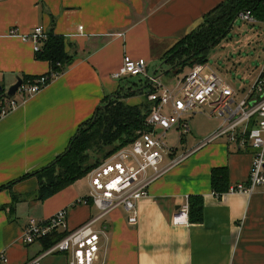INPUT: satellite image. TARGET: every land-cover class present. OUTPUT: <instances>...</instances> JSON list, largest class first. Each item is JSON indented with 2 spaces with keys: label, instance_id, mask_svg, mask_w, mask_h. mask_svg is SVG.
<instances>
[{
  "label": "crops",
  "instance_id": "obj_1",
  "mask_svg": "<svg viewBox=\"0 0 264 264\" xmlns=\"http://www.w3.org/2000/svg\"><path fill=\"white\" fill-rule=\"evenodd\" d=\"M223 1L0 0V83L11 85L18 77L50 71L48 61L35 57L43 44L31 38L38 26L64 35L74 55L61 75L0 119V187L6 185L0 189V252H6L8 264H25L45 248L41 240L23 242L30 218L44 219L67 209L68 229L74 230L100 213L92 202H81L90 195L88 175V186L82 184L83 177L41 199L34 173L61 155L80 125L113 95L132 88L136 93L126 97L129 104L148 101V79L143 85L142 77L140 83L114 78L124 56L143 58L147 66L162 62ZM13 28L18 34L11 33ZM193 66H186V72ZM164 67L166 74H179L177 66ZM250 88H234L237 99ZM212 117L218 122L202 131L198 142L182 152L174 147L166 156L164 164L189 153L150 185L149 194L138 201L136 222L130 221L132 212L119 207L95 223L102 232L96 264H264V190L217 196L212 185L213 169L223 167L230 186L247 183L254 150L227 137L202 144L220 126V118ZM190 197L200 198L202 219L175 224L174 214ZM42 264H68V256L50 254Z\"/></svg>",
  "mask_w": 264,
  "mask_h": 264
},
{
  "label": "built area",
  "instance_id": "obj_2",
  "mask_svg": "<svg viewBox=\"0 0 264 264\" xmlns=\"http://www.w3.org/2000/svg\"><path fill=\"white\" fill-rule=\"evenodd\" d=\"M238 18L257 22L249 9L241 11ZM11 33L16 35L18 30L13 28ZM47 37L42 26L36 27L31 34V38L37 42H43ZM207 69L208 63L195 64L171 88L148 73L145 59L124 56L121 68L113 74L114 78L143 75L152 86L147 94L150 111L145 127L139 130L132 143L111 154L88 174L91 191L89 197L81 202L96 205L100 210L97 216L74 230L68 229L67 209L59 210L48 218L29 219L22 235L25 244L39 241L54 231L67 233L25 264H42L44 257L54 253L67 254L68 264H96L99 261L102 232L95 228V223L119 207L132 212L131 222L137 221L138 201L149 194L150 185L189 155L185 153L164 164L166 156L176 151L168 144V133L174 127L182 134L190 132L185 116L196 113L205 104L210 107L208 113L219 117L221 123L202 144L227 137L230 142L247 145L254 150L248 182L231 185L227 192L252 194L258 188L264 190V65L253 86L241 99H237L235 89L225 83L219 74ZM20 78L21 84L12 97L9 96L12 84L0 83V119L40 92L51 82L52 75L43 74L34 80ZM17 81L18 78L15 83ZM189 211L190 203L187 200L174 214L173 222L188 224ZM8 263L6 252H0V264Z\"/></svg>",
  "mask_w": 264,
  "mask_h": 264
},
{
  "label": "trees",
  "instance_id": "obj_3",
  "mask_svg": "<svg viewBox=\"0 0 264 264\" xmlns=\"http://www.w3.org/2000/svg\"><path fill=\"white\" fill-rule=\"evenodd\" d=\"M251 10L258 21L264 22V0H225L209 12L204 22L191 31L164 56L166 63L180 68L182 72L186 66L196 63H208V55L211 47L233 28L238 14L243 10ZM47 39L43 41L41 48L36 50L35 57L38 60L48 61L50 71L46 74L55 79L61 75L66 67L74 60V55L69 54L64 35L47 32ZM38 76H23L25 80H34ZM151 91V90H150ZM136 91L129 88L123 95L118 92L107 99L100 106L94 116L80 125L76 135L70 141L68 148L49 165L34 173L40 179L39 197L44 199L74 183L76 180L87 176L94 168L90 160L89 151L93 148L103 151L105 145H114L115 149L107 152L109 157L122 147L132 143L139 130L145 127V121L150 111L149 102L129 104L125 99ZM105 157L104 159H106ZM101 163V162H100ZM99 163V164H100ZM46 172L44 175L43 173ZM31 176L28 174L25 177ZM45 177V178H44ZM46 179V180H45ZM212 185L216 194L221 196L229 190L226 168H214L212 171ZM6 185L0 187L5 188ZM189 220L200 221L202 219V203L200 198L190 197ZM67 231H54L41 241L44 249L49 248Z\"/></svg>",
  "mask_w": 264,
  "mask_h": 264
},
{
  "label": "rangeland",
  "instance_id": "obj_4",
  "mask_svg": "<svg viewBox=\"0 0 264 264\" xmlns=\"http://www.w3.org/2000/svg\"><path fill=\"white\" fill-rule=\"evenodd\" d=\"M163 62V60H162ZM162 62H155L149 64L148 73L155 74L160 77L159 79L174 88L179 78L187 73V68L179 74L173 72L164 73L165 67H161ZM196 64H202L201 62ZM264 64V24L261 23H248L236 18L233 28L228 32L227 36L223 37L220 41L216 42L210 49L208 55V69L207 71L214 70L217 72L225 83H228L236 90L249 89L253 84ZM195 65V64H194ZM140 77L143 78L142 84L145 85L147 78L143 75L140 76H126L118 79L123 82L128 79L140 83ZM127 81V82H128ZM240 90V91H241ZM140 99L144 100L145 97ZM241 99V96L238 98ZM145 102V101H144ZM148 101H146L147 103ZM209 105L205 104L206 112L196 110L197 113L188 116V121L191 131L188 133H181L176 127L170 130L167 141L169 145L176 147L179 152H182L185 147L192 143L199 141V135L202 131L213 126V123L218 122V119L213 118L207 110ZM138 135V133H137ZM117 146L105 145L102 147L103 151L98 149H91L90 160L94 166H98L107 152ZM115 149H113L114 151ZM44 175L46 172L43 173ZM45 178V177H44ZM46 180V179H45ZM82 184L88 186L87 178L84 177Z\"/></svg>",
  "mask_w": 264,
  "mask_h": 264
},
{
  "label": "water",
  "instance_id": "obj_5",
  "mask_svg": "<svg viewBox=\"0 0 264 264\" xmlns=\"http://www.w3.org/2000/svg\"><path fill=\"white\" fill-rule=\"evenodd\" d=\"M165 63H166V59L163 60V62H162V64H161V67H162ZM20 84H21V78L18 77V81H17L16 83L12 84L11 87H10V90H9V96H11V97L14 96V94H15V92H16V90H17V88L19 87ZM96 113H97V112H96ZM95 120H96V114H95V116H94L92 122H94ZM69 148H70V145H69Z\"/></svg>",
  "mask_w": 264,
  "mask_h": 264
},
{
  "label": "bare ground",
  "instance_id": "obj_6",
  "mask_svg": "<svg viewBox=\"0 0 264 264\" xmlns=\"http://www.w3.org/2000/svg\"><path fill=\"white\" fill-rule=\"evenodd\" d=\"M246 148V147H245Z\"/></svg>",
  "mask_w": 264,
  "mask_h": 264
}]
</instances>
